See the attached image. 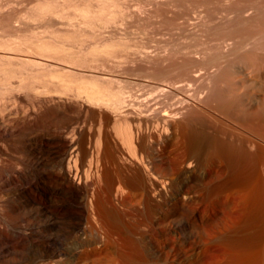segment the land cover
Returning a JSON list of instances; mask_svg holds the SVG:
<instances>
[{
    "label": "bare ground",
    "instance_id": "6f19581e",
    "mask_svg": "<svg viewBox=\"0 0 264 264\" xmlns=\"http://www.w3.org/2000/svg\"><path fill=\"white\" fill-rule=\"evenodd\" d=\"M49 1L50 0H48V2L47 1L44 2V4L39 5L38 10H36L37 12H35V9L37 8H34L35 14L32 12L34 14L33 16L28 15L29 17L28 16L26 17L27 14H25V15H22L23 17H20L19 19H16L17 18L16 17L14 20L12 19L13 16L11 18H5V16H7V14H9L11 11V10L7 11L9 10L8 9L9 7H6L5 5V7L7 8L6 9L3 6H0V32H2L0 34V83H4V85H8L10 87L13 84H14L13 86H15L16 84V86L18 85L17 89L19 90L20 88L21 91L24 87L27 86L26 88L28 89V87H30L29 89L32 90V92H35V95H36L35 98L29 103L28 109L27 108L24 109L25 106L26 107L28 106L24 104H27L28 103L27 100H29V98L26 96L25 98H27V100H25V98L23 99L27 103L22 104L23 108H22V105H19L21 106L22 110L19 108H16L18 104L16 107H14L15 109H12V108L8 109L6 103L5 105H3V107L0 106L2 107L0 108V140L7 139L10 136L9 134L12 133L13 128L11 127H14L12 125L13 124L12 119L17 118V120L19 121L20 120L29 121L33 117H35L36 119V117L39 114H41L42 112H46V110H48L51 106L58 109L57 112L60 111L61 114L63 113L66 116V117L64 116V119L67 118L64 121L62 117L59 115L61 119L63 120L62 126L59 129L58 128L57 130L54 129L55 131L53 130V132L49 134H43L40 141L38 142L33 141L28 144L29 151L37 159V166L35 167V170L31 171V173H34V174L37 173L34 186L39 191V193L42 194L44 197L43 211L45 213H49L53 217L52 220L55 222V225H58V227L61 228V232L65 236L72 232H76V231L80 232L84 230L90 233V236L92 234L94 237L93 242L89 243L90 245L101 244L104 242V239H105V235L101 228V224H102L101 222L102 220H104L102 216H105V215L104 214L102 215V213L108 212L107 214L109 215L113 212H118V214L122 213L123 215L128 217L127 220H129V218L131 220L132 218L134 219V221H137V219L140 220L141 218H145L144 216L146 215V213L150 212L152 207H153V210L154 209L156 210L159 208L162 209L163 207L161 203L162 200L167 199V193L171 192L173 199L176 200L175 202H177L178 205L182 209L186 210V212L190 215L189 227L191 228V230L197 231V237L199 238L200 244H201L200 248H202V252L204 255V258H201L202 264H264V176L261 180L262 183H260L262 185H259V183L257 184L259 186H263V190L260 188L261 192L260 190L258 191L255 190L258 193H255L252 191H246V189L238 190V187L237 189H235L234 185L236 184V182L232 183L235 180L233 181L232 178H228L229 175H231L230 173L232 171L236 172L239 169V165L240 166L243 165V164L242 165L239 164L237 161L234 160L236 156L237 155L250 156L251 154L253 155V152L256 151V150L253 151L255 145L264 147V136L258 135V134L256 135L254 131L247 132V134H244L246 133L245 131L244 133H242L240 132V130L231 126L230 124L228 126H224V123H225L224 120L228 121L229 123H233L234 119H247L251 117L253 118V116H258L256 118L259 119V116H262V117L264 116V96L263 98L260 97L259 93H257L258 89L256 90V92L254 90L252 91L250 90L252 88H255V85L252 83V80H254L255 82L264 80V23H262L263 24L261 25L262 27L258 26L260 28L258 32L259 34H256L257 31L253 32L256 29L253 28L254 29L253 30V29L248 28L249 24L247 23L248 25L246 26L248 27L237 28V31L235 33L233 32L230 38H227V39L223 38L224 40L222 44L224 45L225 50L227 49L229 50V48H233L232 49L234 50L233 52L237 50L236 52L237 54L232 53L233 56L231 55V52L229 53L231 56L228 54L229 57L225 58L227 62L231 63V65L234 64V66H235V63L240 62L242 64H245V67L241 64V66L244 69V71L242 70L243 72H241L243 73V75L236 76L237 72H235V69L233 68L234 66L231 67V65L229 66V64L228 65L225 64L227 68L225 69L228 72V73L226 72V74L228 75V78L225 77L226 75L224 76L226 78L225 81H226L227 92H225L226 90H223L224 92L222 91L220 98L218 97L219 98L218 104L216 102H214L216 105H213L214 103L212 104L211 102L210 104L212 106L206 104L205 100L211 97L210 93H209L210 96H207L206 99L204 98L203 94L200 93L199 96L194 97V98L190 96L186 97V94H185L184 95L185 97L183 99L181 98L183 96L180 97L182 101L180 100L181 101L180 103L178 101L179 104L175 105L173 102L174 100L171 99L172 97L170 98V96L171 95L173 96V94L176 93L174 91H179L178 93H180L182 90H185V88L187 87L190 88V86H187V84L189 85V83L188 82L186 83L185 82L186 80L185 81L183 80L184 76L182 78L179 77V79H181V81H184L186 85H184V82L183 83L180 81L173 82V80L170 81L172 79V76L167 77V75L169 76L168 73H170L171 70L175 69L174 68L175 66L173 67L174 64L171 65L172 64L171 62H169L170 65L167 62H165L168 59L166 55L165 57L167 59L165 58L164 59L165 61L163 62H165L167 65L164 66V64L159 62L158 64H162L163 66H160V67L157 66L159 68L157 69L155 68V72L158 74V76L166 75L165 79L167 77L168 80L167 79L165 80L163 78L162 80H165V81H160L162 83L160 82L159 84L157 83V86L154 84L156 82L154 83L148 82V80L146 81V83L148 82V84L146 85V83H143L142 85H140L141 87L138 86V84L136 83L135 86L137 85L140 88H143L142 86H144L145 84L146 86L144 87L146 90L145 89H143L144 91H142V89L138 90L139 88H135V87L134 88L137 90H134V88H131V87H129L131 89H129L128 87L126 88L122 87L123 82L125 83V80L127 81V78L131 75L129 73L130 71L128 72V75L130 74L128 77L127 75L125 76L123 72L125 68V65L123 64H125L127 61L126 62L122 61L123 62L122 64L121 61L118 62L117 60H115L118 58V56L114 57V54H117L116 51L114 54L112 53L115 48L111 52V50L108 49L110 47L109 44L100 43L101 42L100 37L98 39V41L100 40V42L97 41L99 44L96 42L97 44H95L94 46L92 45L93 47L92 46H91L92 48L90 47L91 51H89V49H87L88 50L87 52L84 50L83 53L85 52L86 53L84 54L83 57L85 58H81L82 55L80 54L79 56L76 55L77 57L72 56L75 54L74 51H73L74 54L71 52L72 49H70L71 51H69L72 53V55L70 56H67L66 52H65V56H62V54H61L62 57L57 56L59 51L53 50V48H51L50 46L47 47L48 44L45 45L47 41H43L44 43L42 42V39H45V38H39L37 36L38 37L37 39L39 40H38V43H37V40L35 43L33 42L34 37L32 36L33 37L31 38L33 40L32 41L33 43H32L29 39H27L28 36L25 37L26 38L25 39L23 38L25 35H22V31L24 30V27L22 26H26L25 23H27L29 19L33 21L39 20V19L41 20L49 19L52 25L53 23L51 21H56L58 23L62 21L63 22L66 21V25H65V22L62 25L68 26L69 29L71 27L74 31H77V32L81 31L82 33V31L91 30V31H96V32L98 31L100 33V31L103 30V33H100L102 35L104 34V28H106L107 26L109 25L111 26L112 24H115V25L117 24V26L119 27L121 25L120 21L122 22L124 17H126L124 16L125 8L123 10L121 7L127 6V4L120 6L119 4H122V3H117V2L118 1L121 2V0H116L117 2L116 1L114 2V0H112V2L111 0L110 2L106 0H94L93 5L92 4L90 5L91 3L90 2L89 6L82 7L81 5L79 6L77 4L79 1L77 3L76 1L75 3L71 1L72 4H69V6L67 4L63 5L64 3H62V6H63L62 7L60 4H58L61 0L58 3H57L58 0L57 1L52 0L53 2H49ZM7 6H10V5H7ZM110 7L111 9L109 11ZM112 7H119V11L118 9L117 11L112 10L114 9ZM127 15L129 16V13H127ZM261 16L259 15V17ZM126 18L125 19L128 20V17ZM237 18H240V17L237 16ZM251 19L250 21L253 22V20ZM255 20H257V18ZM58 23L57 25H59ZM260 24L261 23H259V25ZM20 28L22 29V31ZM58 28H61V27H58ZM64 28H67V27H64ZM69 29L67 28V30ZM62 30L63 29H61L60 31ZM12 31L14 32L20 31L21 33L20 32L19 33L21 34V36H19L20 35L19 33H16L18 37L14 34L15 38L14 39L13 37L11 38V36L13 35ZM91 31L87 32V34L90 33ZM10 32L11 34L7 35V33H10ZM45 32H42V35ZM55 32L56 31H53L51 32V34L54 33L56 36L57 34ZM96 32H91V33H93L94 35ZM54 34H53V37H54ZM66 34L68 35V33ZM100 34L97 36H100ZM78 35H76L75 33L76 37ZM61 36L64 37V34ZM43 37L45 36L43 35ZM57 37H60V36L58 35L56 36V38ZM81 39L83 40L84 38H81ZM62 40L63 39H61L60 41ZM102 40L107 41V39H104V38ZM194 40L195 38L193 39V41ZM203 44H205V47H206L207 43L204 42ZM216 44L221 49L220 45L222 44L220 45H218V43ZM107 46L109 47L107 48ZM178 46L176 47V49L178 48ZM182 46H179V47H182ZM183 47H186V44ZM195 47H197V45ZM50 48L52 49V51L56 52L57 54L54 52H51ZM70 48H73V47H70ZM166 48L165 49L162 48V49L166 50ZM168 48H172V47H168ZM200 48L199 50L202 49ZM209 48L211 51V47ZM64 49L65 48L62 49L63 52L66 50ZM176 49L174 48V50ZM193 49L196 50V48H193ZM212 49H216V48H212ZM62 50H61V53H63ZM151 51L153 50L151 49ZM182 51L184 52L183 49ZM88 52H89V56H88ZM193 52H196V51H193ZM198 52L202 53L200 51ZM137 53L139 52L137 51ZM145 53H141V54H145ZM180 53L182 52L180 51ZM189 53H187L188 54L187 55L184 52L185 56L187 55L188 57H191ZM123 54H126V53L124 52ZM132 56L131 58L134 57ZM148 56L151 57L152 55L148 54ZM148 56L146 55L147 59H148ZM174 56L172 58H175ZM138 57L142 58L143 55L142 57L141 55L140 56L138 55ZM161 57H162V53H161ZM193 57H191L192 59L187 58V60L185 59V57L183 58L186 60L185 63H188L189 61V63L192 62L195 64L196 60H194V58H196V56L194 58ZM125 58L126 60L130 59V58L127 59L128 56H126ZM178 58L181 59V57H178ZM142 59L136 60L138 61V64L141 62L140 60ZM196 59L198 61L199 58L197 57ZM218 59L221 60L219 57ZM171 60L172 62H174L178 59L174 61L173 59ZM222 61H218L217 63H220V62L222 63ZM230 61H233L235 63H232ZM204 62H206V60ZM131 63H133V65L135 66L132 59H131ZM155 64H153L154 67L156 66ZM202 64L200 65L203 66ZM128 65H129V69L132 71V75H133V72L139 71L138 65H137L138 66L137 68L136 66L135 68L134 66L133 68H130L132 67V64L130 65L128 63ZM140 66H142L141 63H140ZM181 67L180 68L177 67L178 71L179 69L181 71L183 70V72L186 69L187 71H190L188 70L189 68L188 66L185 70L182 69L183 67L182 68ZM211 67H213V65ZM214 67H217V66L214 65ZM140 68H143V66ZM151 68H149V70H151ZM196 68L198 69V66L195 67V69ZM207 68L209 69V65L207 66ZM219 68L218 70H220ZM127 69H128V66H127ZM192 69L195 71L194 68ZM240 69L242 68H239V70ZM145 70H143V72ZM147 71L145 74H147ZM206 71L208 72V70ZM209 72H211V68L209 69ZM125 73H127V71H125ZM176 73L178 72L176 71ZM214 74H215V71H214ZM222 74H225V73L223 72ZM179 75H181V73ZM206 75L207 74L203 75V77ZM131 76L130 78H132ZM173 76L175 77V74ZM198 76L200 75H197L196 77L198 78ZM48 77L51 79V83L46 82L45 80H42L43 78H48ZM143 77L145 78V76ZM155 77L152 76V78L154 79ZM196 77L193 75L192 78H196ZM39 78H41V82L43 85H38L36 83L37 82L36 80ZM169 78L171 79L169 80ZM199 78H202V76ZM221 78L224 80L223 77ZM134 79H136V77ZM202 80L200 81L202 82ZM217 80H220V78ZM247 80L249 81L247 82ZM250 80L253 85L250 83ZM132 82H135V81H132ZM220 82H223V81H220ZM192 83H194V80ZM212 83H215V81ZM127 85L125 84L123 86H127ZM133 85L134 84L132 83L131 86L133 87ZM195 85L197 84H194V86ZM218 85L220 86V84ZM222 85L225 86V83ZM8 86L3 87V88L4 89L6 88L7 90L8 89L10 90L11 88L12 90H16L15 89L16 86L14 87V89L13 87L9 88ZM115 86H117L118 88H116ZM148 86L152 90L148 89ZM204 86L206 87V85ZM251 86L253 87L251 88ZM203 87L202 89H204ZM3 88H0V89H3ZM263 88H261V90ZM199 89L202 90L201 88ZM208 89L210 90V88ZM20 90L17 93L19 92L21 93ZM30 90L29 92L28 91L26 92L30 93L31 92ZM196 91L197 90L193 92H196ZM182 92L185 93L184 91ZM10 96H12V94H10ZM13 96H16V95H13ZM167 96L170 98L171 101L172 100L173 101L170 102ZM16 99L18 98H15V101ZM0 101H3L2 98H0ZM8 102H9V99L7 100V103ZM21 102H22V99H21ZM254 103L257 104V108H255ZM0 104H4V103H0ZM185 111L186 112L193 111L194 113L193 116L196 118L198 117L199 119L209 118L210 120L213 119V120L218 121L220 124H222V126L226 127L225 131L222 130L223 132H221V135L222 134L225 136L228 135L230 139L228 141V139L225 137L226 138L225 140L228 142H226L225 140L219 141L217 150L221 154L220 156L221 157L223 156V160L222 161L220 160V162L218 163L215 162V163H211L208 166H205L203 173H201L202 175H200L199 169H200V166L204 164V162L201 164L199 158L197 157V155L199 154V153L197 154V152H199L198 151L199 145L197 147L194 141L196 134L193 131L188 129L190 127H186L184 131L181 128L183 131L182 133L183 137L185 138L188 137L190 140L194 141V142L190 141L188 143H184L181 140V135L175 134V132L173 131L174 122H176L175 119L177 120L181 115L185 113ZM51 115H52V112H51ZM193 116H190V117L192 118ZM181 117L184 118V115ZM17 120L13 122H16L15 124H18L19 121L17 122ZM213 120H211L212 124H213ZM29 122L31 124V121ZM228 122L226 124H228ZM30 124L28 126H30ZM239 125H242V123ZM242 126L244 127V125ZM181 129L179 128V130ZM259 134H262V133H259ZM239 137H242L243 139L240 141ZM5 148L7 147H4V149ZM2 154H3V150H2V146H0V166L6 164V163L1 164L3 161L1 160ZM231 157H234V158L232 159ZM242 159L243 158H241V160ZM248 159L250 158H247V160ZM256 167H258L257 169H259V171H262L264 175V161L261 162ZM12 168H14V171H11V172L6 171L8 173V174L6 173L7 174V177L5 179L6 184L8 182H11V180L13 179L18 180L27 175V172L21 168H16V169L15 167H12ZM170 172L179 174L180 178L178 180H175L171 176ZM111 176H114L115 178V179L113 178L115 180V183H113L112 182L113 180H111V182L113 183L112 185L108 184V182H110L109 179H111ZM257 177H260V176H257ZM236 179H238V181L240 180L239 178H236ZM49 180H55L57 187H52L48 182ZM2 181H3L2 176L0 175V184H2ZM241 181L243 182V179ZM242 182H240V184ZM246 183H247V180H246ZM107 184L110 185L107 187V189H109V191L107 192L108 195L105 194V192L107 191V189L105 191V186H107ZM3 185H5L4 182H3ZM248 185L250 186V184ZM16 187L21 192L27 191V188H26L27 186L23 185L22 183H18V181L16 183ZM103 194H105V196ZM103 196L108 197V201H106V203L108 202V206L105 205L108 207V208L106 207L107 208L106 212L103 211L104 209H101V200ZM104 197L103 199L105 200ZM25 198H26L25 201L28 202L29 204L35 202V198L32 195L26 194ZM2 201L3 200H0V204L3 203ZM148 215L149 214H147V216ZM151 215L153 216V214H150V216ZM118 218H120V216ZM150 220H152V218L149 219V221ZM23 229L24 228L20 226H14V231H15L14 232L15 234L13 233L14 240L12 238L10 239H12L15 242H19V241L25 242L28 236L23 231ZM15 237H17V240H15ZM93 237H91V240ZM12 240H8V241H12ZM110 240H112V238H110ZM196 243H197V240L194 235L192 246H195ZM196 246H199V245H196ZM96 247L98 246L96 245ZM194 259L191 258L190 264H197L195 263Z\"/></svg>",
    "mask_w": 264,
    "mask_h": 264
},
{
    "label": "rangeland",
    "instance_id": "374dc122",
    "mask_svg": "<svg viewBox=\"0 0 264 264\" xmlns=\"http://www.w3.org/2000/svg\"><path fill=\"white\" fill-rule=\"evenodd\" d=\"M39 1H41V0H0V6L5 7V5H6V7H9L8 8L9 10H7V11H10V10L11 11L9 14H7V16H5V18H11L13 16L12 19L14 20L16 17H17L16 19H19L20 17H23L22 15H25V14H27L26 17L28 15L33 16L35 14V12H37L36 10H38L39 5L44 4V2H46V1L48 2V0H44V1L42 0L41 2H39ZM53 1H57V0H53ZM53 1L50 0L49 2H53ZM59 1L60 0H58L57 3ZM71 1L74 3H75V1H76V3L79 1L77 4L79 6L81 5L82 7L89 6L90 2H91L90 5L94 4V0L93 1L92 0H89V1L88 0H61L58 4H60L62 6V3H64L63 5L67 4L69 6V4H72ZM106 1L110 2V0H106ZM115 1L116 0H114V2ZM111 2H112V0H111ZM117 3H122V4H119L120 6L127 4V6H123L121 8L123 10L125 8V10H124L125 15L124 14L123 15L128 17V20H126L127 18L124 17L123 20H125V21H123V20H122V22L120 21L121 25L118 24V25H120L119 27L117 26V24L116 25L112 24L111 26L110 25L107 26L108 28L107 27L104 28V34H102L104 37L100 34V33H103V30H101V31L99 30L100 33L98 31L96 32V31H91V30L82 31V33H81V31L77 32V31H74L71 27L69 29L68 26H65L66 21H64L65 25H62V24H64L63 21L60 23H58L56 21H51L53 23V25H52L50 23L49 19H45L46 21L43 19L42 20L41 19L34 20V21L29 19L27 21L28 24L25 23L26 26H22V27H24V30L22 31V29H21L22 27L20 29L22 31V35H25L23 38L28 36L27 39H29L31 42L34 40L33 42L36 43V40H37V43H38V40H39V39H37L38 37L39 38H45V39H42V42L47 41L45 43V45L48 44L47 47L50 46L51 48H53V50L59 51L57 56H61V54H62V56H65V52H66L67 56H70V55H72V53L74 54V52H75V54L72 56H76V55L79 56V54H80V55H82L81 58H85L83 56L88 51L87 49H89V51H91V48L95 44L100 42V40H101L100 43L109 44L110 47L107 46V48L109 47L108 49H110L111 52L115 48L112 53L114 54L116 51V53L118 55L114 54V57L118 56V58L119 57L121 58V59L119 58V60H118V58L115 60H117L118 62L119 61H121V62L127 61L130 65L132 64V67H130V68H133L134 65H133V63H131V59H132L136 68L139 66L138 67L139 71L133 72V75H132V71L129 69L128 63L126 62L125 64H123V62H122V64L125 65L126 69L128 66L127 70L125 68L123 70L124 75L125 76L127 75V77L130 74L132 75V76L130 75L132 78H130V76L128 78L126 77L127 81L125 80V83L123 82V85H125V84L126 85L128 84V85L123 86L121 84L122 87H125V88L126 87L134 88L135 87V88H139L138 90L142 89V91H144L143 90V89H145L144 86H146L148 84V82H153V83L156 82L154 84L157 86V83L159 84L160 81H165L167 79V77L172 76V79L169 78V80L171 79L170 81H172V80H173V82L174 81L175 82L180 81L183 83L186 80L185 82L189 83V85L187 84V86H190V88L189 87L185 88L186 91L182 90L185 93H183L181 91L183 93V95L181 92L178 93L179 91H174L176 93L173 94V96L172 95L170 96V98L172 97L171 99L174 100V101L173 100L172 101L174 102L175 105H178L182 101V99L185 97L184 96L185 94H186V97L190 96V97L194 98V97L199 96L200 93L203 94L205 99L207 98V96L211 95L210 98L208 97L209 99H206L208 102L204 99L206 104L211 105L210 104L211 102H212V104L214 102H216L218 104L219 98H220L223 90H226L225 92H227L226 81H225L226 78L225 77L228 78V75L226 74L227 68H226L225 64L226 65L229 64V66H230L231 63L227 62V60L225 58L229 57L228 54L230 52H231L232 56L234 53L237 52V50L235 52H233L234 51V50H232L233 48H229L230 51L228 49L225 50V47L222 44V42L224 40L223 38H225V39L230 38L232 33L233 32L235 33L237 31V28L248 27V26H249L248 28H250V29H253V28L256 29L253 32L257 31L256 34H259L258 32H259L260 28L258 26L262 27L261 25H263L262 23H264V0H121V2L118 1ZM55 4H56V2H55ZM7 5H10V6H7ZM259 6L261 9L259 8ZM34 8H37V9H35V12H34ZM112 8H114L112 10L117 11V9H118V11H119V7H112ZM262 8H263V10H262ZM110 9H111V7L109 8V11H110ZM258 9L261 10L262 12L259 11ZM31 10H33V11H31ZM249 11H251V12H249ZM131 12H133V13H131ZM127 13H129V16L127 15ZM250 13H251V15H250ZM132 14H133V16H132ZM240 14L242 17L240 16ZM244 14H246V15H244ZM247 14H248V16H247ZM252 14H253V16H252ZM259 15L260 16L262 15L263 18H262V16L259 17ZM237 16L240 18H237ZM250 17L251 18L253 17V18L251 19ZM254 18L255 19L257 18V20H255ZM250 19L253 20V22H251ZM35 21H37V22H35ZM57 23L59 25H57ZM259 23H261V24L259 25ZM235 24H237V25H235ZM54 25H56V26H54ZM229 25H231V26H229ZM246 25H248V26H246ZM57 26L61 27V28H58ZM56 27L58 28V30ZM64 27H67L69 30H67V28H64ZM114 27H116V28H114ZM59 29L60 30L63 29L62 30L63 32L60 31ZM229 29L231 30V32ZM48 30H50V31H48ZM52 30L56 31L55 32L57 34L56 36H58V35L60 36V37H57L58 39L56 38L54 33H53L54 34V37H53V34H51V32H53ZM58 31H60V32H58ZM64 31H66V32H64ZM89 31L96 32V33L94 35L91 32L87 34V32H89ZM12 32H13V35L14 34L16 35V33H19L20 31L19 32L12 31ZM42 32H45V33H43V35L45 37H43ZM1 33L2 32H0V34ZM39 33H40V35H39ZM62 33L64 34V37L61 36V35H63ZM66 33H68V35ZM75 33H76V35H78V33H79L80 36L78 35L76 37ZM80 33L83 35H81ZM98 33L100 34V36H97V35H99ZM8 34H11V32L7 33V35ZM13 35L11 36V38L13 37V39H14L15 35L14 36ZM88 35H89V37H88ZM19 36H21V34ZM65 36H67V37H65ZM221 36H222V38H221ZM35 37H36V39H35ZM78 37H79V39H78ZM99 37H100V40L98 41ZM31 38H33V40ZM59 38H61L63 40L60 41L61 39H59ZM81 38H84V39L82 40ZM86 38H88V39H86ZM93 38H94L95 42H94ZM103 38L107 39V41L108 40L109 41L107 42L106 40H102ZM194 38L196 41L195 40L193 41ZM68 39L70 40V42ZM77 39L79 40V42ZM217 39H219V40H217ZM91 40H92V42H91ZM75 41H77L78 43ZM82 42H83V44H82ZM204 42L207 43L206 47H205V44H203ZM216 43H218V45L222 44V45H220L221 49L219 46H217ZM72 44L73 45L76 44L77 46L76 45L73 46ZM84 44H85V46H84ZM185 44H186L187 48L183 47ZM195 44L197 45V47H195L196 46ZM178 45L179 46L183 45L182 46L183 48L179 47ZM177 46L180 49H178V48L176 49ZM188 46H190V47H188ZM58 47H60V48H58ZM70 47H73V48H70ZM168 47H172V48H168ZM209 47H211V51H210ZM56 48L59 50H57ZM63 48L66 49V50L64 49L65 50L64 52L62 50ZM67 48H69V49H67ZM162 48L163 49L166 48V50H163ZM174 48L176 50H174ZM193 48H196V50ZM199 48L202 51L199 50ZM212 48H216V49L218 48L220 51L218 49L216 50V49H212ZM70 49H72V51ZM151 49L153 51H151ZM160 49L162 50V52ZM182 49L184 50L185 54L191 52V53H189V55L191 57H193V56L194 57L196 56V58L198 57L199 58L198 61L196 58L193 57L194 60H196L195 64L192 62L189 63V61H188V63H185L187 58L188 59H192V58L188 57L187 56L188 54L186 55L187 56L186 57L184 52L182 51ZM203 49H205V50H203ZM61 50L63 53H61ZM84 50L86 51L85 53H83ZM177 50H179V51H177ZM191 50L196 51V52H193ZM215 50H216V52H215ZM69 51H71L72 53ZM123 51L127 55L123 54L124 53ZM137 51L139 53H137ZM180 51L182 53H180ZM198 51H200L202 53H199ZM217 51H219V52H217ZM51 52H54V51H52V49H51ZM140 52L141 53L146 52L147 54L146 53L141 54ZM155 52H156V54H155ZM160 52L162 53V57H161ZM54 53H56V52H54ZM176 53H178V54H176ZM196 53H198V54H196ZM129 54H130V56H129ZM148 54L152 55V56L149 57ZM172 54H174V55L176 54V55L174 56ZM193 54H195V55H193ZM138 55L139 56L141 55V57L143 55V57L145 56L144 58H146V59H144L143 57H142L143 58L142 59V58L138 57ZM146 55L148 56V59H147ZM153 55H154V57H153ZM156 55H157V57H156ZM165 55L168 57V59L165 57ZM171 55H172V57L174 56L178 60H176L175 58H172ZM199 55L201 56V58ZM85 56H87V55H85ZM88 56H89V52H88ZM126 56H128L127 59H129V58L130 59L126 60V58H125ZM131 56L133 58H131ZM178 57H181V59ZM183 57H185L186 60ZM218 57L221 60H219ZM137 58L142 59V60H140L141 62L140 61L139 62L141 63L143 68H140L142 66H140V63L138 64V61H136V60H138ZM153 58H155V59H153ZM165 58L168 61L167 60L165 61L164 60ZM151 59H152V61H151ZM171 59H173V61L176 60L177 62L174 61L175 62L174 63V62H172ZM148 60H150V61H148ZM203 60L204 61L206 60V62H204ZM163 61L167 62L169 65H170L169 62H171L172 63L171 65L174 64L173 67L175 66L174 67L175 69H173L175 71L171 70L170 73H168L169 76L167 75L166 79H165L166 75H163V76L159 75L158 76V74L155 72V68L157 69L160 66H163L162 64H164V66L167 65ZM218 61H222V63L221 62L217 63ZM145 62L147 64V66H146ZM159 62L162 64H158ZM230 62L235 63L233 61H230ZM181 63L182 64L185 63V64L182 65ZM198 63H199V65H198ZM239 63L238 62L235 63V66H234V64L231 65V67L234 66L233 68L235 69V72H237L236 76L243 75V73H241V72L244 71L243 67L241 66L242 63H240V64ZM153 64H155L156 66L154 67ZM177 64L178 65L181 64V65L178 66ZM200 64H202L205 67L201 66ZM208 65H209V69L211 68V72H209V69L207 68ZM210 65L211 66L213 65V67L215 65L217 67H214V69H213V67H211ZM218 65L220 68L218 67ZM223 65H224V67H223ZM242 65L245 67V64H242ZM135 66H134V68H135ZM157 66H159V67H157ZM176 66L178 68H180L182 66L183 68L182 67L181 68L184 70L188 66L189 67L188 70H190V71H187V69L184 72H183V70L181 71L180 69L178 71V68ZM197 66H198V69L197 68L195 69V67H197ZM148 67L149 68L152 67L151 70H149ZM153 67H154V69H153ZM145 68H146V70H145ZM192 68H194L195 71ZM218 68L221 71L218 70ZM239 68H242V69L239 70ZM205 69L208 70V72ZM143 70H145V71L143 72ZM147 70H149V71H147ZM125 71H127V73H125ZM146 71H147V74H145ZM176 71L178 73H176ZM214 71H215V74H214ZM128 72L130 73L129 75H128ZM179 72L181 73V75H179L180 74ZM223 72L225 74H222ZM171 73L173 75L175 74V77ZM155 74H157V75H155ZM189 74L190 75L193 74L195 77L197 75H200V76H198V78L196 77L197 78L196 79V78H192L193 75L190 76ZM201 74H203V75L207 74V75L203 77V75H201ZM211 74H213V75H211ZM218 75H220V76H218ZM143 76H145V78ZM152 76L153 77L156 76L155 79L152 78ZM160 76H162V77H160ZM183 76H184V78H183L184 81H181V79H179V77L182 78ZM188 76H190V77H188ZM201 76H202V78H199ZM135 77H136V79H134ZM218 77L220 78V80H217V79H219ZM221 77H223L224 80ZM163 78L165 80H162ZM176 78H177V80H176ZM49 79L50 78L48 77V78H43L42 80H45L46 82L51 83V79L50 80ZM130 79L131 80L134 79L132 81H135V82H132ZM157 79L158 80L160 79V80L158 81ZM192 79L194 80V83H192L193 82ZM202 79H204V80H202ZM39 80L41 82V78H39L36 80L37 81L36 83L38 85H43L42 82L41 83L39 82ZM147 80H148V82L146 83ZM200 80H202V82ZM128 81L130 82V84ZM214 81H215V83H212ZM220 81H223V82H220ZM248 81L249 80H247V82ZM46 82H44V83H46ZM185 82H184V85H186ZM217 82H219V83H217ZM132 83L134 84L133 87L131 86ZM136 83L138 84V86L142 85L143 83H146V85L144 84V86H142L143 88H140L141 86L140 87H138L137 85L135 86ZM160 83H162V82H160ZM208 83H210V84H208ZM221 83L222 84L225 83V86L222 85ZM250 83H251V80H250ZM252 83L255 85V88H252L253 86H251L252 89H250V90L251 91L254 90L256 92V90L258 89L259 91L257 90V93H259L260 97L263 98V96H264V94H263L264 93V91H263L264 90V88H263L264 80L263 81H256V82L254 80H252ZM194 84H197V85L194 86ZM215 84H216V86H215ZM218 84H220L221 87ZM3 85H4V83H0V88L8 86V85H4V86ZM13 85L11 87H13V89H14L16 84H15V86H13ZM204 85H206V87ZM17 86L15 88L16 90H12V88L10 86H8L9 88H11L10 90L9 89L7 90L6 88H5L6 90L4 88H3L4 90L0 89V93H2V94H0V98H2V100H3V101H0V103H4V104H0V106L3 107V105H5V103H6L8 109H11V108L15 109L14 107H16L17 104L19 106V105H22V104L28 102L27 104H24V105H28L27 107L25 106L24 109H26V108L28 109L29 103L36 96L35 92H32V90L29 89L30 87H28V89L31 91L30 93H32V94L27 93L26 91L29 92V90L26 88L27 87L26 86V87H24L26 89L23 88L22 91L19 88V90L21 91V93L19 92L20 93L19 94V93H17L19 91L17 89ZM117 86H119V85H117ZM117 86H115V87L118 88ZM258 86H259V88H258ZM202 87L204 89L205 88H207V89H205V91H204V89H202ZM131 88H129V89H131ZM135 88H134V90H137ZM199 88H201L202 90H200ZM208 88H210L211 91ZM224 88H226V89H224ZM261 88H263V89L261 90ZM148 89H151V88H149V86H148ZM192 90L193 91L197 90V91L193 92ZM217 90H219L220 92ZM7 91L10 93H8ZM11 91H12V93H11ZM13 92H14V94H13ZM209 93H210V95H209ZM10 94H12V96H10ZM29 94H30V96H29ZM13 95H16V96H13ZM23 95H24V97H23ZM25 96L28 97L30 101L27 100V98H25ZM181 96H183V97H181ZM11 98H12V100H11ZM15 98H18V99H16V101H15ZM19 98H20V100H19ZM23 98H25V100H27V102L24 101ZM167 98L170 100V98L168 96H167ZM8 99H9V102H8L9 104L7 103ZM21 99H22V102H21ZM216 99H217V101H216ZM172 101L170 100V102H172ZM178 101H179V103H178ZM174 104H173V106H174ZM12 105H13V107H12ZM213 105H216V104L214 103ZM254 105H255V108H257V104L254 103ZM18 106L16 108H19L22 110L23 105H22V108H21V106H19V107ZM2 107H0V108H2ZM52 107L53 106L50 107L51 109L49 108L48 110H46V112H42L41 114H39L36 117V119H35V117H33L34 119L32 118L31 120H29V121H31V124L28 120H26V121L20 120L19 121V120H17V118L12 119V123H13L12 125L14 126V127H11V128H13L12 133L9 134L10 136L7 139H5V140L1 139L0 140V146H2V150H3L2 159H1L3 161L1 164L6 163V164L0 166V167H2V168H0V175L2 176V180H3L2 184H0V200H3L2 201L3 205L0 204V264H190L191 258H193V259L196 258V259H194L195 263L202 264L201 258H204V255L202 252V248H200L201 244H200L199 238L197 237V231L191 230V228L189 227L190 215L186 212V210L182 209L178 205L177 202H175L176 200L173 199L171 192H168L169 194L167 193V199H164L165 201L162 200V202H161L162 206H163L162 209L161 208L156 209L157 211L154 209L155 210L154 211L153 207H152L150 212L146 213V215L144 216L145 218L140 219L142 221V223L138 219H137V221H134V219H132V218H131V220H130V218H129V220H127L128 217H126L122 213L118 214V212H113V213L110 212L111 213V214H109L111 216L110 217L107 214L108 212H106L107 208H108L107 207L108 202L106 203V201H108V197H104V196L109 191V189H107V187L112 185L113 183H115L114 176H111V179H109L110 182H108V184H110V185L107 184V186H105V191L107 189L105 194H103L104 195L103 197L105 198V200L103 199V197L101 200V209H104L103 211L106 212V213H102V215L103 214L105 216L108 215V216H106V218H105V216H102V218L104 220H102V222H101L102 223L101 228H102V231L105 235L104 242L101 244L90 245L89 243L93 242L94 237L92 234L90 236V233H88L87 231H84V230L80 231L81 233L79 231H76V232H72L66 236L64 234H62L61 228L58 227V225H55V222L52 220L53 217L49 213H45L43 211L44 197L42 194L39 193V191L34 186V182L36 180L35 178L37 176V173L36 174L31 173V171L35 170V167L37 166V159L28 149L29 143H31L33 141L34 142L40 141L43 134H49V133H52L54 129H56V130H57V128L59 129L62 126L63 120L65 121L67 119V118L64 119L65 115L63 113H62L63 114L62 115L60 111L57 112L58 109H56L55 107H53V108ZM51 112H52V115H51ZM185 113L183 114L184 118L181 117V116H183V115H181L177 120L175 119L176 122H174L173 131L175 132V134L181 135V140L184 143H188L190 141L191 142L193 141V140H190L188 137H186V138L183 137L182 133L186 127H190L188 129L193 131L196 134L194 141H195V144L197 147L199 145V147H198L199 152H197V154L199 153L198 154L199 156L197 155V157L199 158L201 164L203 162L205 164V165L202 164L200 166V169H199L200 175H202L201 173H203L205 166H208L211 163H215V162L218 163V162H220V160L221 161L223 160V156L222 157L220 156L221 154L217 150V146L219 144V141H222V140L224 141L226 138L228 139V141L230 140L228 135H226V136L223 134L221 135V132H223L222 130H224V131L226 130V127H224V126H228L230 124L231 126L240 130V132H242V133H244V131H245L246 133H244V134H247V132H253L254 131V133L256 135L258 134V135L264 136V116L263 117L259 116V119L256 118L258 116H253V118L251 117V118H247V119H234L233 123H229L228 121H225L224 119H222L225 122L224 126H222V124H220L218 121L213 120V119H211V120H213V124H212V121L209 118L199 119L198 117L197 118L194 117L193 111L192 112L191 111H187V112L185 111ZM59 115L62 117L63 120L61 119V117ZM190 116H193V117L191 118ZM181 118H183V119H181ZM187 118H189L190 120ZM15 120H17V122L19 121V123L15 124L16 122H13ZM184 120H185V122H184ZM27 122L30 124L31 127L28 126L29 124ZM38 122H40V123H38ZM42 122H44V123H42ZM217 122H218V124H217ZM227 122H228V124H226ZM189 123H190V125H189ZM241 123H242V125H244V127L242 125H239ZM24 124H26V125H24ZM184 124H186L188 126H186ZM237 125H239V126H237ZM191 127H192V129H191ZM179 128L180 129L182 128L183 131H182V129L179 130ZM50 130H51V132H50ZM210 130L213 132H211ZM259 133H262V134H259ZM242 139H243L242 137H239L240 141ZM228 141H226V142H228ZM4 147H7L8 149L7 148L4 149ZM260 148H262V149H260ZM263 148H264L263 146L255 145L253 151L254 150H256V151L253 152V155L251 154L250 156H244V155H237L236 156V158L234 160L237 161L239 164H241V165L243 164V165L242 166L239 165V169L238 170L236 169L238 171V173H237V171L236 172L232 171L230 173L231 175H229V177H228V178H232L233 181L235 180L234 182H232V183L236 182V184H235L236 186L233 184L235 189H237V187H238V190L246 189V191H252L255 193H258L257 192L258 190H260V192H261V189L263 190V186H259V185H262L260 183H262L261 180H262L264 175H263L262 171H259V169H257L258 167H256L257 165H259L261 162L264 161V154H263L264 149ZM8 152H10V153H8ZM246 157L250 158V159L247 160ZM231 158L233 159L234 157H231ZM241 158H243V159L241 160ZM7 162H9V163H7ZM247 162H249V163H247ZM17 165H19V166H17ZM12 167H15V169L16 168L23 169L24 171L27 172V175L24 176L23 178L18 179V180L13 179V180H11V182H8L6 184L5 179H6L7 174H8L7 172L14 171V168H12ZM250 167H251V169H250ZM169 170H170V168H169ZM200 170H201V172H200ZM250 170H252V171H250ZM176 174L177 173H171V176L175 180H178L180 178V176H179V174H177V175ZM261 174H262V176H261ZM257 176H260V177H257ZM236 178H239L240 180L238 181V179H236ZM247 178L248 179L250 178V179L248 180ZM242 179H243V182L241 181ZM111 180H113L112 181L113 183L111 182ZM246 180H247V183H246ZM17 181H18V183H22L23 185L27 186L26 192L25 191L21 192L19 189H17V187H16ZM3 182L5 185H3ZM48 182L52 187H57L55 180H49ZM240 182H242V183L240 184ZM258 183H259V185H257ZM248 184H250V186ZM247 186H248V188H247ZM256 186L258 187V189ZM255 190H257V191H255ZM26 194L32 195L35 198V202L31 203V204L26 202L25 201ZM167 202H169V203H167ZM164 203L165 204L167 203L166 204L167 207ZM172 203L174 204V206ZM105 205H107V206H105ZM147 214H149V215L147 216ZM150 214H153V216L151 215L152 216L151 217ZM119 216H120V218H118ZM150 217L152 218V220L149 221V219H151ZM113 220H114V222H113ZM155 221H157V222H155ZM103 222H104V224H103ZM131 223H132V225H131ZM135 223H136V225H135ZM145 223H146V225H145ZM14 226H20V227L24 228L23 231L27 234L28 240L26 239L25 242L13 241L14 240L13 233L15 232ZM191 232H193V233H191ZM194 235H195V238L197 240V243L195 244V246H192V241H193ZM5 236H7V237H5ZM91 237H93L92 240H91ZM10 238H12L13 240ZM86 238H88V239H86ZM110 238H112V240H110ZM190 238L192 239V241ZM81 239H83V240H81ZM8 240H12V241H8ZM15 240H17V237H15ZM83 241H85L87 244ZM190 243H191V245H190ZM85 245H86V247H85ZM96 245L98 247H96ZM196 245H199V246H196ZM101 246H102V248H101ZM94 247H95V249H94ZM189 247H191V248H189Z\"/></svg>",
    "mask_w": 264,
    "mask_h": 264
}]
</instances>
